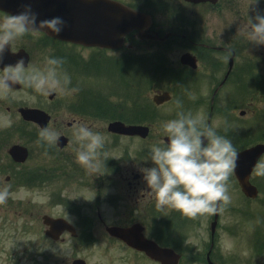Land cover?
Masks as SVG:
<instances>
[{
  "label": "flooded vegetation",
  "instance_id": "flooded-vegetation-1",
  "mask_svg": "<svg viewBox=\"0 0 264 264\" xmlns=\"http://www.w3.org/2000/svg\"><path fill=\"white\" fill-rule=\"evenodd\" d=\"M118 1L151 16V23L145 36L142 37L134 30L126 36L120 46L111 49L84 45L52 36L45 31L40 32L35 42L41 48L39 54L44 52L46 58L62 59L64 63L60 71L71 78L69 87L78 91L52 93L46 95L39 104L21 102L17 107L15 101L10 104L6 100L5 111L12 116L22 105L41 108L50 114L44 128L59 134L54 144L39 141V132L42 128L35 122L25 120L19 113V125L30 133L28 139L31 138L27 142L30 149L27 160L31 159L35 149L40 154L38 162L36 161L30 168L36 172L34 177H30V182L40 181L45 188H51V195L56 199V204L60 202L76 216L94 219L92 222L88 220L89 223L86 225L90 231L95 233L101 231L113 245L123 247V256L111 258L114 262L161 264L143 251L133 248L107 232L109 226L129 227L140 223L148 238L154 239L161 246L175 248V224H172L171 231L169 229L171 222L181 214L174 209L156 207L155 196L147 188L141 171L143 168L154 166L148 158L150 149L154 144L164 143L166 137L164 133L153 129L154 122L149 121L146 122L150 126L147 137L109 129V125L115 121L146 124L143 105L138 106L136 112L131 107L129 99L131 93L123 86L126 85L125 76L130 71L144 73L146 69L149 73H158L159 70L151 63L152 58L168 57L164 72L173 67L188 71V93L194 94L195 97H188L187 111L188 108L190 113L203 109V115H206L207 119L205 124L211 126L214 118L224 116L226 108L228 114L230 113L229 101L234 96L233 92L241 88L249 90L250 99L247 109L240 110L239 115L255 113L258 86L262 82L260 75L264 73V45L249 43L247 38L238 32L239 27L245 24L248 18H243L237 11L223 20V25L228 26L226 33L223 32L224 29L213 27V23H205L213 13L222 14L223 7L219 6L233 0ZM210 9L218 11L210 13ZM257 11L254 8L249 16H255ZM261 46L263 50H259ZM21 48L25 47L12 50L17 52ZM172 49L178 51L179 61L184 53H188V64L178 63L176 59H174L176 63L170 61L169 51ZM33 51L34 53L28 51L29 64L32 62L35 49ZM150 78L154 94L159 90L169 89L160 88L154 81L155 75H151ZM95 80L96 83L102 82L99 83V87L94 83ZM134 85L137 84L132 82L133 91L137 89ZM104 86L105 91L102 90ZM21 89L13 88L7 95L8 101L11 96L15 98V92ZM225 89L232 90V97L227 98L232 93L228 96L223 95ZM136 95L140 102L143 90ZM192 100L199 104H191ZM1 101L0 95V112ZM225 101L227 102L224 103ZM235 103L239 105V102ZM237 105L233 107V111L240 107ZM193 115L195 116V113ZM152 117L155 121L158 114L154 112ZM78 124L87 125L92 131L105 137L98 158V168L95 171L86 169L76 161L74 150L79 145L73 133L74 127ZM16 130V123L6 131L0 129V147L5 149V155L9 158L5 160L10 161L12 170L17 168V162L8 153L11 144L9 145L6 139ZM24 215L31 217L34 212L25 211ZM204 216L196 218V225H190L193 219L188 218V231L193 232L200 228ZM194 244L199 246L198 243ZM205 248L206 246L201 252L205 253L202 264H208L209 252L215 264H223V258L218 257L217 242L212 236L206 252ZM186 260L188 261V258ZM191 262L198 263L193 258Z\"/></svg>",
  "mask_w": 264,
  "mask_h": 264
},
{
  "label": "rangeland",
  "instance_id": "rangeland-1",
  "mask_svg": "<svg viewBox=\"0 0 264 264\" xmlns=\"http://www.w3.org/2000/svg\"><path fill=\"white\" fill-rule=\"evenodd\" d=\"M251 2L252 0H233L228 4L226 3L227 5L219 6L223 7L222 14L213 13L205 23H213V27H217L219 30L224 29L223 32L226 33L228 26L223 25V20L227 19L234 11L239 12L243 18H248L249 14L254 11V8L261 14H264L263 0H259L257 5L249 7ZM216 11L218 9L209 10L210 13ZM6 14L0 12V18ZM38 38L39 35H26L13 42L11 49L17 50L19 47H25L27 51L33 53L35 49V54H33L32 62L29 66L42 68L45 64L46 53L42 52L39 54L41 48L35 44ZM259 50H263V46ZM177 52L176 49L169 51L170 61L176 59V62H180ZM154 62L155 59L152 58L151 63ZM176 62L174 61V63ZM241 62H243L242 58ZM151 75H155L154 81L160 88H169L174 95L171 101L159 107H155L156 105L152 100L154 89H152ZM260 76V81L262 82L258 86L259 92L255 103V113L239 115L240 110L247 109L250 99L248 89L244 90L241 88L237 91L235 90L233 97L232 90L225 89L223 91L224 96L232 93L227 97H232L229 101L231 107L230 113L228 114V110L225 109L223 117L214 118L210 123L211 127L218 134L227 136L237 150L264 140V73ZM132 82L137 84L134 85V88H137L134 91L131 88ZM94 83L99 87V83L101 84L102 82L96 83L95 80ZM125 83L127 84H123L125 90L131 93H128L132 104L131 107L136 112L137 107L143 105L145 120L150 123L154 122L153 129L160 130L162 134L163 131L159 128L160 123L177 118L178 112L189 113V108L188 111L186 108L188 97H195L194 94L190 93L189 95L188 93V71L183 68L175 69L173 67L165 73L158 74L149 73L147 69L144 73L130 71L125 76ZM105 88L104 86L102 90L105 91ZM142 90L143 97L139 102L136 94ZM45 98L46 95L36 93L33 89L27 87L17 90L15 98L11 96L9 101L7 96L1 95L0 129L12 127L14 123L20 124L18 111L12 116L6 113V100L8 103H14L15 101L17 107L21 102L39 104ZM177 101H179V107L177 106ZM235 101L239 102V105ZM191 104L199 103L192 100ZM236 105L240 107L233 111L232 109ZM154 112L158 114V118L155 121H153L152 117ZM193 113H195V116L202 117L204 123H206L207 119L206 115H203V109L202 111L198 109V111ZM8 139L6 140L9 141L10 145L15 142H28L31 138L28 139V137H25L20 131L16 130ZM241 141H243L242 144ZM161 144L164 143L161 142ZM146 145L147 143H145V147ZM39 157L40 154L35 149L31 159L17 166V168H21L19 170L21 173L27 170L28 174H30L31 166L36 161L38 162ZM5 159L9 160L5 155V149L0 147V189L8 187L10 191L7 203L0 205V264H71L72 259L78 256L86 258L88 264H123L118 261L114 262V259H111L122 257L124 253L123 247L113 245L106 237L102 236L101 231L93 233L89 242L84 240L82 235H78L75 238L69 233L64 234L65 240L62 242H53L45 239L44 226L41 220V216L44 213H50L54 216H65L77 224L86 217L76 216L73 212L67 210L65 206L61 205L60 202L56 204L51 195V188H45L39 183L40 181L34 180L30 182L23 175H15L17 179L14 178L11 175L12 164ZM261 164H264V159L260 161L259 165ZM257 170L258 167L254 172V182L260 188L261 193L256 199L246 198L234 172H232L229 178L228 194L231 197V202L221 209L216 235L218 257L223 258V264H251L252 262H255L254 264H264V176L257 175ZM7 175H11L9 180L6 179ZM27 177L29 176L26 175ZM22 178L25 180H21ZM30 210L34 212V215L31 217L25 216L24 212ZM212 218L213 215L202 217L201 227L195 229L193 232L188 231L189 220L186 216L178 214L177 219L171 222L170 231L172 224H175V238L173 237L175 239V246L179 248L178 242H185V244L180 246L184 249L182 250L184 257L190 260L188 264H196L191 262L190 255L195 261H198L197 264H202L203 256L205 258V253H201L202 248L206 246L204 250L206 252L211 241L209 223ZM189 224L194 225L192 221ZM81 225L78 227L79 231L83 229L84 225ZM188 241H191V243L188 244ZM194 243H198L199 246ZM224 254L227 259L224 258ZM228 257H233L234 260Z\"/></svg>",
  "mask_w": 264,
  "mask_h": 264
},
{
  "label": "clouds",
  "instance_id": "clouds-1",
  "mask_svg": "<svg viewBox=\"0 0 264 264\" xmlns=\"http://www.w3.org/2000/svg\"><path fill=\"white\" fill-rule=\"evenodd\" d=\"M258 3L259 0H252L249 7ZM64 27L65 21L60 17L38 21L31 4L25 3L21 11L0 18V63L16 40L45 30L59 34ZM238 32L249 43L264 45V14L257 11L255 16H248ZM63 63L62 59L46 58L42 68L26 67L20 59L14 65L0 68V95L6 97L14 85L43 95L75 93L78 89L69 87L71 78L60 71ZM159 128L167 137V143L152 145L148 158L154 166L141 169L147 188L155 196L156 207L174 209L195 219L216 214L228 205L231 202L228 181L238 159L231 140L190 112H178L177 118L161 122ZM73 134L79 145L74 150L77 163L88 170H97L104 137L83 124L76 125ZM58 136L54 130L43 128L39 141L51 145L56 143ZM256 174L264 176V164L258 165ZM9 196L8 187L0 189V205L6 204Z\"/></svg>",
  "mask_w": 264,
  "mask_h": 264
},
{
  "label": "water",
  "instance_id": "water-1",
  "mask_svg": "<svg viewBox=\"0 0 264 264\" xmlns=\"http://www.w3.org/2000/svg\"><path fill=\"white\" fill-rule=\"evenodd\" d=\"M95 7L91 6V11H89V3L80 2V0H0V9L9 13H17L23 9L25 3H30L32 10L37 13V18L39 20L50 19L53 17H60L65 21V27L59 34H52L54 36L63 37L65 39H73L77 42H83L82 33H86V38L89 36V20H91V25L94 24L98 27L96 32L95 40L88 43H98L103 45L114 46L116 40H121L123 36L133 28L132 22L136 18V13L127 12L120 4L114 6L113 3L108 0H94ZM115 3V2H114ZM107 11V15L99 14V9ZM113 18V20H111ZM132 20V22H131ZM126 22L125 25L123 22ZM116 22V25H115ZM102 23L101 29L100 24ZM104 33L103 37L99 33ZM113 36L118 33L117 39H111L110 34ZM108 44H106V43ZM10 63L15 64L18 60L23 59L24 63L27 64L29 60V54L22 49L18 53H11L9 51L5 52L2 66H5V61L9 57ZM13 87H20V85H14ZM158 103L170 99V94L168 92L157 95L155 97ZM20 112L24 118L28 120H34L40 123L43 127L49 120V115L40 108H29L22 107ZM113 130H119L121 132L131 133V134H142L146 136L148 134L149 128L143 125H125L122 122H114L110 125ZM9 152L14 156L17 161H25L28 157V148L21 144H14L10 147ZM264 153V143H258L250 148L238 152V159L236 161V167L234 169L235 174L240 182L242 190L249 197H256L258 195V188L252 184L250 177L254 170L259 158ZM218 212V211H217ZM44 222L49 225L46 230V234L53 237L54 239H59L62 232L66 229L70 230L73 235L76 234L74 226L68 223L63 218H52L48 215L44 216ZM111 233L121 237L126 240L129 244L138 249L146 251L147 254L162 261L163 264H178L180 259V254L173 249L161 248L154 241L146 239L143 234V228L136 224L130 228H120L114 227ZM74 264H86L84 259H75Z\"/></svg>",
  "mask_w": 264,
  "mask_h": 264
}]
</instances>
